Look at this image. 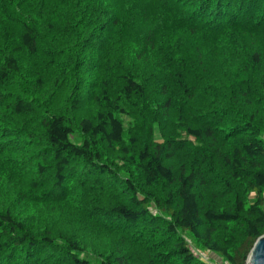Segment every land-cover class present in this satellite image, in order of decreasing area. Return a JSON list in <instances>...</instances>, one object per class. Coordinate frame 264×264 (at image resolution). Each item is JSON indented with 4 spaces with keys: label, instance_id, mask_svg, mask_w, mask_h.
Returning a JSON list of instances; mask_svg holds the SVG:
<instances>
[{
    "label": "trees",
    "instance_id": "1",
    "mask_svg": "<svg viewBox=\"0 0 264 264\" xmlns=\"http://www.w3.org/2000/svg\"><path fill=\"white\" fill-rule=\"evenodd\" d=\"M262 235L264 0H0V264H246Z\"/></svg>",
    "mask_w": 264,
    "mask_h": 264
},
{
    "label": "water",
    "instance_id": "2",
    "mask_svg": "<svg viewBox=\"0 0 264 264\" xmlns=\"http://www.w3.org/2000/svg\"><path fill=\"white\" fill-rule=\"evenodd\" d=\"M248 261L249 264H264V235L255 242Z\"/></svg>",
    "mask_w": 264,
    "mask_h": 264
},
{
    "label": "built area",
    "instance_id": "3",
    "mask_svg": "<svg viewBox=\"0 0 264 264\" xmlns=\"http://www.w3.org/2000/svg\"><path fill=\"white\" fill-rule=\"evenodd\" d=\"M203 258L206 260L208 259V257L206 255H203ZM209 260V259H208ZM218 264H227V263H223V262H218ZM246 264H249V261L246 262Z\"/></svg>",
    "mask_w": 264,
    "mask_h": 264
}]
</instances>
